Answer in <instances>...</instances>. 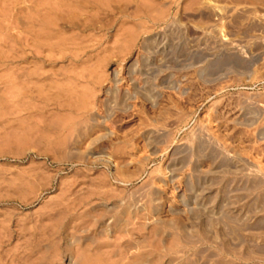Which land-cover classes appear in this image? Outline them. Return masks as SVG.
Listing matches in <instances>:
<instances>
[{"label": "rangeland", "instance_id": "1", "mask_svg": "<svg viewBox=\"0 0 264 264\" xmlns=\"http://www.w3.org/2000/svg\"><path fill=\"white\" fill-rule=\"evenodd\" d=\"M0 264H264V0H0Z\"/></svg>", "mask_w": 264, "mask_h": 264}, {"label": "bare ground", "instance_id": "2", "mask_svg": "<svg viewBox=\"0 0 264 264\" xmlns=\"http://www.w3.org/2000/svg\"><path fill=\"white\" fill-rule=\"evenodd\" d=\"M246 62V61H245ZM218 67V66H217Z\"/></svg>", "mask_w": 264, "mask_h": 264}]
</instances>
